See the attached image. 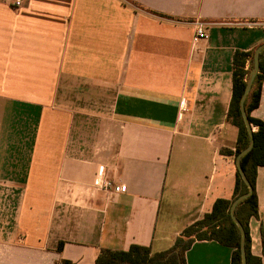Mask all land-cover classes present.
I'll return each mask as SVG.
<instances>
[{"label":"crops","instance_id":"0c3cea01","mask_svg":"<svg viewBox=\"0 0 264 264\" xmlns=\"http://www.w3.org/2000/svg\"><path fill=\"white\" fill-rule=\"evenodd\" d=\"M198 20L209 36L193 43ZM262 42L264 0H0V264L164 251L232 198L234 54ZM251 116L264 120V78ZM101 166L127 190L101 188ZM255 189L264 264V166ZM232 253L197 240L187 262Z\"/></svg>","mask_w":264,"mask_h":264},{"label":"trees","instance_id":"16d2710c","mask_svg":"<svg viewBox=\"0 0 264 264\" xmlns=\"http://www.w3.org/2000/svg\"><path fill=\"white\" fill-rule=\"evenodd\" d=\"M249 66L247 67V63ZM232 101L228 112L229 120L238 129V138L234 158L247 147L250 135L244 122L239 103L247 84L248 76L254 67V50H236L234 54ZM260 70L246 100V110L254 129L255 144L242 157V167L253 185L252 194L236 208V216L246 230L247 264H263L262 257L250 251L249 220L259 216L258 196L255 189L258 167L264 166V120L251 116V111L260 104L262 82L264 78V50L260 56ZM232 154V153H230ZM248 191V186L236 172V184L232 198H219L212 209L201 219L188 225L177 237L174 245L164 251L153 252L151 247L132 244L128 249L102 248L96 258V264H188L187 251L197 240H216L233 248L231 264H242L240 250L241 232L230 214L232 201L240 194ZM67 264V263H66Z\"/></svg>","mask_w":264,"mask_h":264},{"label":"water","instance_id":"95a60500","mask_svg":"<svg viewBox=\"0 0 264 264\" xmlns=\"http://www.w3.org/2000/svg\"><path fill=\"white\" fill-rule=\"evenodd\" d=\"M264 50V42H262L261 44H259L255 50H254V67L252 68L248 79H247V84L246 87L244 89V92L242 94V97L240 99V103H239V107L241 110V113L243 115L244 118V122L245 125L247 127V130L249 132L250 135V142L247 145L246 148H244L243 150H241L236 157V166H237V170L239 172V174L241 175V178L243 179V181L246 183V185L248 186V191L240 194L239 196H237L231 203L230 206V214L231 217L233 219V221L235 222V224L238 226L240 232H241V240H240V250H241V256H242V264H247V250H246V230L244 228L243 223L240 221V219L236 216V208L239 205V203H241L243 200H245L247 197H249L252 192H253V185L251 183V181L249 180L248 176L246 175L243 167H242V157L247 154L254 146L255 144V136H254V129L252 127V124L250 122L247 110H246V100L247 97L252 89L254 80L256 78V76L259 73L260 70V56L262 51Z\"/></svg>","mask_w":264,"mask_h":264},{"label":"built area","instance_id":"2783aa9c","mask_svg":"<svg viewBox=\"0 0 264 264\" xmlns=\"http://www.w3.org/2000/svg\"><path fill=\"white\" fill-rule=\"evenodd\" d=\"M28 0H12V5H14L16 8H21L26 5ZM249 24H252V22H249ZM208 28L207 23L198 20L195 22V31L193 35V43H198L201 39L208 38ZM104 168L101 166L98 171L99 175V185L101 188L107 190V191H113V192H125L127 190V186L124 184H118L114 180L107 179L104 177Z\"/></svg>","mask_w":264,"mask_h":264}]
</instances>
